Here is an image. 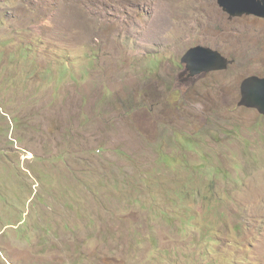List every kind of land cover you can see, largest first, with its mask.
I'll return each mask as SVG.
<instances>
[{
  "label": "rangeland",
  "instance_id": "obj_1",
  "mask_svg": "<svg viewBox=\"0 0 264 264\" xmlns=\"http://www.w3.org/2000/svg\"><path fill=\"white\" fill-rule=\"evenodd\" d=\"M198 46L236 62L188 81ZM251 76L264 19L217 0H0V264H264Z\"/></svg>",
  "mask_w": 264,
  "mask_h": 264
},
{
  "label": "water",
  "instance_id": "obj_2",
  "mask_svg": "<svg viewBox=\"0 0 264 264\" xmlns=\"http://www.w3.org/2000/svg\"><path fill=\"white\" fill-rule=\"evenodd\" d=\"M231 19L253 16L264 19V0H217ZM189 63V70L195 76L201 72L224 71L234 63L212 49L198 46L192 48L183 58ZM209 70V71H208ZM241 106L258 109L264 114V78L252 76L241 84Z\"/></svg>",
  "mask_w": 264,
  "mask_h": 264
},
{
  "label": "trees",
  "instance_id": "obj_3",
  "mask_svg": "<svg viewBox=\"0 0 264 264\" xmlns=\"http://www.w3.org/2000/svg\"><path fill=\"white\" fill-rule=\"evenodd\" d=\"M160 66H161V62L156 61V60L153 61V67H156V69L157 68L159 69ZM180 98L181 97L178 96L177 98H175V100L176 101H180ZM197 131L198 132H194L193 135H189V134L187 135L186 134L184 136L177 135V136L173 137V143L175 144L178 152L180 151L183 154L189 153V152L185 151V148H184L183 143H182L186 136H189L191 139L199 138V140H205L202 131L201 130L200 131L197 130ZM159 150H160L159 151L160 154H159V158L157 160L158 165L162 164L171 173L180 174L179 172L176 171L177 170L176 167L172 166V168H173V170H172L170 168V166L167 163L164 162L165 158H167V159L171 158L173 161L180 160L181 159L180 155L179 154H168L165 150H163V151L161 149H159ZM119 154H126V153L125 152L124 153L120 152ZM202 154H203V152H202ZM203 157H204V155H203ZM204 159H206V158H204ZM157 169H158V167H157ZM151 175L152 174H149L148 176H151ZM148 186H150V187L152 186V184H150L149 180H148Z\"/></svg>",
  "mask_w": 264,
  "mask_h": 264
},
{
  "label": "clouds",
  "instance_id": "obj_4",
  "mask_svg": "<svg viewBox=\"0 0 264 264\" xmlns=\"http://www.w3.org/2000/svg\"><path fill=\"white\" fill-rule=\"evenodd\" d=\"M244 17H253V16H244ZM243 18V17H242ZM260 19V18H259ZM225 57V56H224ZM225 58H227V57H225ZM228 60H234V59H229V58H227ZM236 61L234 60V63H235ZM234 63L233 64H231L229 67H228V69L231 67V66H233L234 65ZM227 69V70H228ZM224 71H226V70H224ZM243 83V82H242ZM241 87V86H240ZM240 91H241V89H240ZM241 99H242V96H241ZM249 110H251V108H249ZM260 115L261 116H264V114H262V113H260ZM238 137H239V135H237L236 136V139H238ZM84 259H87V261H90V264H92L91 263V261H94V262H98L99 261V259L98 258H96L95 256H92L91 254H88ZM81 263H82V259H81ZM50 264V263H49ZM51 264H58V263H55V262H53V263H51ZM84 264V263H83Z\"/></svg>",
  "mask_w": 264,
  "mask_h": 264
},
{
  "label": "bare ground",
  "instance_id": "obj_5",
  "mask_svg": "<svg viewBox=\"0 0 264 264\" xmlns=\"http://www.w3.org/2000/svg\"><path fill=\"white\" fill-rule=\"evenodd\" d=\"M218 5H219V3H218ZM219 7L225 12V10H224V8L223 7H221L220 5H219ZM225 13H227V12H225ZM228 14V13H227ZM209 49H211V48H209ZM213 51H216V52H218L222 57H224V55L221 53V52H219V51H217V50H213ZM183 58L184 57H182V59H181V63L183 64V63H185L184 61H183ZM209 71V70H208ZM191 72V71H190ZM209 72H211V71H209ZM203 73H206V72H203ZM191 75H192V73H191ZM197 75H201V73L200 74H197ZM197 75H195V76H197ZM252 77V76H251ZM248 78H250V77H248ZM247 79V78H246ZM240 89H241V87H240ZM241 92V91H240ZM242 96V95H241ZM241 101H242V99H241ZM241 101L239 102V107H245V106H241L240 105V103H241ZM245 108H247V109H249L248 107H245ZM251 109H255V108H251ZM255 110H257L258 112H259V110L258 109H255ZM260 113V112H259Z\"/></svg>",
  "mask_w": 264,
  "mask_h": 264
},
{
  "label": "flooded vegetation",
  "instance_id": "obj_6",
  "mask_svg": "<svg viewBox=\"0 0 264 264\" xmlns=\"http://www.w3.org/2000/svg\"><path fill=\"white\" fill-rule=\"evenodd\" d=\"M180 67H181V69H184V66L183 65H180ZM202 75V74H201ZM198 76V75H197ZM197 76H193V75H191V72H190V74H188V78H187V80L188 81H193V80H195L196 78H197ZM200 76V75H199ZM238 106H239V104H238Z\"/></svg>",
  "mask_w": 264,
  "mask_h": 264
}]
</instances>
